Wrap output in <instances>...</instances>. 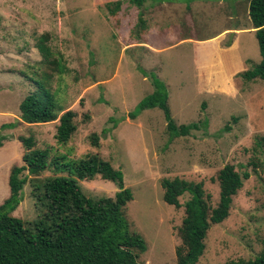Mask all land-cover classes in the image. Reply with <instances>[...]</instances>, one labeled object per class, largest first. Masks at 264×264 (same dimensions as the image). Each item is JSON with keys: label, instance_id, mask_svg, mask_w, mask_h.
<instances>
[{"label": "rangeland", "instance_id": "obj_1", "mask_svg": "<svg viewBox=\"0 0 264 264\" xmlns=\"http://www.w3.org/2000/svg\"><path fill=\"white\" fill-rule=\"evenodd\" d=\"M186 1L180 0L178 6H150L147 1L142 10L147 29L144 39L137 41L140 10L127 1L111 16L105 7L108 0H0V89L9 92L0 95V110L8 111L9 123L18 122L20 103L37 89L29 78L46 74L51 79L41 84L63 112L75 113L77 127L61 147L54 137L57 120L19 123L5 130L1 125L0 136L9 141L0 151V204L9 195L10 168L23 165L19 138L33 137L37 148L51 147L68 154V159L97 154L122 172L124 187L132 192L125 217L147 245L138 262L177 264L175 249L181 244L179 228L189 196L179 198L178 209L166 204L162 181L177 178L202 184L215 208L217 175L231 165L249 178L233 197L227 219L211 226L197 264L249 261L264 251V83L242 79L260 63L247 4L194 0L187 8ZM216 35L217 47L228 49L232 61L229 53L214 55L199 45L208 57L204 63L205 56L198 60L193 42H179ZM41 36L64 72L52 71L43 61L36 48ZM145 43L151 46L146 48ZM153 78L164 84L176 125L196 124L188 135L171 140L164 114L157 108L130 117L155 91ZM92 136L98 139L97 148L91 144ZM79 184L92 199L113 198L118 191L99 177ZM31 190L29 184L24 187L23 201L13 213L26 222L39 215Z\"/></svg>", "mask_w": 264, "mask_h": 264}, {"label": "trees", "instance_id": "obj_2", "mask_svg": "<svg viewBox=\"0 0 264 264\" xmlns=\"http://www.w3.org/2000/svg\"><path fill=\"white\" fill-rule=\"evenodd\" d=\"M124 1L140 10L135 33L137 41L147 29L142 16L147 1L151 2L150 6L180 2L117 0L105 3V7L111 16H115ZM192 1H186L187 8ZM245 2L258 44L260 63L245 71L242 79L264 83V0ZM46 41L47 38L41 36L36 44L43 61L51 65L52 71L64 72V66L53 57L52 48L47 46ZM41 77L29 78L37 89L20 103V121L3 124L1 129H13L19 123L40 125L57 120L54 137L56 143L64 147L77 129L75 113L63 112L55 105L49 89L41 84L48 82L51 76L43 74ZM152 85L155 91L131 112L132 119L145 110H161L171 140L184 137L197 128L194 123L177 126L170 114L164 84L153 78ZM8 140V137L0 136V148ZM19 141L23 149V165L10 168L7 182L9 195L0 204V264H140L138 258L146 252L147 245L142 236L131 230L125 217L126 207L133 200V195L130 189L124 187L122 172L97 154L68 159V154H58L51 147L37 148L33 137H22ZM91 144L98 147L96 136L91 137ZM45 173L50 175L42 178ZM98 177L117 188L113 198L92 199L83 194L79 182ZM248 178V173L240 174L231 165L220 170L217 175L219 201L215 208L210 206V197L205 194L202 184L177 178L162 181L166 204L178 209L182 206L179 198L189 196L183 204L185 216L179 228L181 244L175 249L177 264H197L204 253L208 231L211 226L227 219L233 197ZM27 184L32 187L30 195L39 214L30 222L13 215L23 201V190ZM226 264H264V251L254 260Z\"/></svg>", "mask_w": 264, "mask_h": 264}, {"label": "crops", "instance_id": "obj_3", "mask_svg": "<svg viewBox=\"0 0 264 264\" xmlns=\"http://www.w3.org/2000/svg\"><path fill=\"white\" fill-rule=\"evenodd\" d=\"M113 1H117V0H108V2H113ZM163 5H170V6H178V5H180V3L179 2H173V3H167V2H164L163 3ZM151 9V8H150ZM250 29H252V26H251V23H250ZM227 30H230V29H225L224 31H227ZM254 30V29H253ZM223 31V32H224ZM241 30H239V29H231L230 30V32L229 33H231V32H233V33H238V32H240ZM145 34V33H144ZM217 36L218 35H216L215 37H213V38H210V39H208V40H205V41H197V40H195V41H190V40H192V39H186V40H183V39H181L180 37V40H179V42H184V41H186V42H193V43H191V44H193V46H194V50L195 51H198L199 52V54L200 55H198V60L200 61H202V57L203 56H205V61H203L204 63H208V57L205 55V54H203V52L202 51H200L201 49L199 48L198 49V47H199V45H204L205 46V48L204 49H210L211 51H212V53L214 54V55H217V53H218V51H219V54L222 56V53H229V50L227 49L226 51H224V50H220V48H218L217 47V45H216V43H217V41H218V39H217ZM144 35H142V38L144 39ZM216 38V39H215ZM146 42V41H145ZM201 43H204V44H201ZM143 45V44H142ZM147 46H151V45H149L148 43H145L144 44V47H146L147 48ZM148 49H150V48H148ZM149 51H152V50H149ZM229 60H231L232 61V58L230 57V53H229ZM202 78L203 77H200V79H201V81H202ZM207 80L205 79V82H206ZM9 92H8V89H4V88H2L1 87V89H0V95L2 94L3 96L4 95H7ZM6 118V119H5ZM12 119L10 118V116L8 115V111L7 110H0V126L1 125H3V124H7V123H9L10 121H11ZM19 121H20V119H19ZM9 141V140H8ZM8 141H4V143H3V146L0 148V151L6 146V144L8 143ZM2 204V203H1Z\"/></svg>", "mask_w": 264, "mask_h": 264}]
</instances>
